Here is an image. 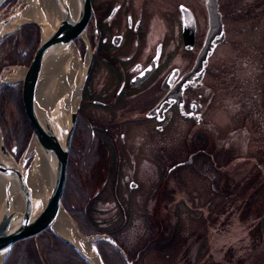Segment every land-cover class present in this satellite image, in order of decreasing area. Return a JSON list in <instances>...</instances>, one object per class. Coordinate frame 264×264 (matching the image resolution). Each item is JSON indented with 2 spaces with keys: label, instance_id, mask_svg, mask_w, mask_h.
<instances>
[{
  "label": "flooded vegetation",
  "instance_id": "obj_1",
  "mask_svg": "<svg viewBox=\"0 0 264 264\" xmlns=\"http://www.w3.org/2000/svg\"><path fill=\"white\" fill-rule=\"evenodd\" d=\"M215 1L222 39L205 59L201 57L203 65L198 78L200 50L211 29L205 0H89L82 39L72 41L82 67L87 69L70 137L73 152L70 160L79 185L94 187L86 194L80 212L92 216L108 210L126 213V189L137 187V182L130 186L133 179L156 180L149 197L172 196L177 171L189 164L198 151L211 155L207 150L208 135L234 132L228 129L230 121L225 108H232L229 114L239 115L242 102L235 96L229 100L221 96L225 79L216 72L220 63L214 69L212 59L228 51L219 44L235 22L223 19L218 0ZM235 54L239 63L228 59L234 63L233 70L239 66L242 73L255 67L256 63H247L242 50ZM248 80L240 77L237 81ZM156 132L158 135L153 136ZM147 144L150 148L156 145L164 149L152 151L146 148ZM217 160L222 167L231 159L222 156ZM148 164L152 173L145 171ZM152 210L157 220V203ZM124 221L120 219L112 229L97 221L103 231L93 234L105 235L106 239L95 237L93 246L101 239L107 242L101 245L102 252L105 249L112 255L118 254L121 263L133 264L135 256L163 232V223L157 220L156 233L139 248L125 244L124 249L113 233L126 226ZM167 225L173 223H166L164 230ZM109 239L120 247L123 255ZM165 240L174 245L171 238L160 241ZM132 246L134 255L129 253ZM177 253L189 262L195 255L190 243Z\"/></svg>",
  "mask_w": 264,
  "mask_h": 264
},
{
  "label": "rangeland",
  "instance_id": "obj_2",
  "mask_svg": "<svg viewBox=\"0 0 264 264\" xmlns=\"http://www.w3.org/2000/svg\"><path fill=\"white\" fill-rule=\"evenodd\" d=\"M23 5L20 0H13L10 8L19 9ZM7 10L5 6L0 10V15ZM218 10L224 20L227 18L235 22L234 26L227 29L224 41L219 44L220 47L228 48V51L212 59L214 69L220 63L221 67L216 72L225 79L221 96L227 100L235 96L242 102L239 115L233 112L229 114L232 108H225L226 118L230 121L228 129L234 132L208 135L207 150L211 155L198 151L189 164L177 171L176 189L172 196L162 194L149 197L156 180L133 179L137 187L126 189V213L117 214L116 211L108 210L93 215L107 229L114 228L120 219L124 223L126 220L125 227L113 232L116 241L124 249L125 244L127 247L133 245L139 248L156 233L157 220L163 223V232L155 242L135 256L134 264H264V0H218ZM18 29L1 40L0 58L11 57V53L24 54L25 46L20 41ZM13 40L17 42L16 45ZM239 50L246 53L247 63H256L255 67L242 73L239 66L232 69L234 63H239L235 58V51ZM77 59L78 64H81L79 55ZM228 59L234 63L228 62ZM24 66L4 65L0 69V76L12 72L13 68ZM240 77L250 80L239 83L237 80ZM12 82L4 85L12 88V91L19 90V83ZM13 110L11 103L3 105V117L7 123L8 115ZM2 130L8 131L7 126H3ZM152 135L157 136L158 132ZM30 138L17 160L22 157ZM188 141L185 140L184 144ZM138 148L135 147L137 152ZM146 148L152 151L164 149L156 145L150 148L149 144ZM30 155L23 161L26 162L24 167L31 161L33 155ZM222 156L231 160L221 167L217 157ZM145 171L152 173V166L148 164ZM132 176L135 174L132 173ZM80 187L87 194L94 188L89 189L85 185ZM156 203L157 220L152 210ZM171 222L173 226L167 225L164 230L165 224ZM100 238L106 239V236ZM166 238L173 239L175 246H170V241H160ZM187 243L192 245L195 252L191 262L177 253ZM133 246L129 253H132ZM21 255V259L27 262V256Z\"/></svg>",
  "mask_w": 264,
  "mask_h": 264
},
{
  "label": "water",
  "instance_id": "obj_3",
  "mask_svg": "<svg viewBox=\"0 0 264 264\" xmlns=\"http://www.w3.org/2000/svg\"><path fill=\"white\" fill-rule=\"evenodd\" d=\"M5 1L0 0V10L4 9L5 6L8 8L5 13L0 15V41L26 23L35 25L38 32L37 42L29 62L22 68L21 77L12 83H19L20 85L19 98L21 108L31 129L30 137L33 136L39 151L47 163L49 186L47 192L44 194L42 203L33 205L30 190L22 179L21 168L24 165L22 163L23 166L21 165L20 167L18 160L12 156L14 146H11L9 149L4 146L0 130V176L4 183L0 205V252H3L2 259L14 241L28 235H34L43 228H48L61 241L68 244L83 261L90 264L85 251L81 247L50 228V223L60 208L73 222L60 203V194L63 186L70 136L78 106L80 87L87 66L83 68L81 65L82 68L71 87L72 90H76L73 106L66 111L58 110V121L54 119L52 113L40 107L35 100L37 84L47 65L62 56L67 47L72 44L73 39H82L83 28L90 11L89 0H72V10H70V5L66 0H54L59 16L53 27L33 20H24L22 22L14 20V18L20 16V11L24 5L19 9H11L10 5L13 3L8 5ZM26 5L30 7L31 12L34 11V0H26ZM205 5L211 20V29L200 50L198 78L200 77L203 65L201 57L205 59L213 46L222 39V29L219 14L216 10V1L205 0ZM83 43H85L84 40ZM84 47L87 53L88 47L86 43ZM85 56L87 57V54ZM6 83L0 76V85ZM185 162H188V160ZM13 185L15 188L10 192L9 188H12ZM130 186H134V183L130 182ZM16 197H19L21 201L20 208L14 205V198ZM98 237H101V235ZM112 244L123 255L120 247L113 242Z\"/></svg>",
  "mask_w": 264,
  "mask_h": 264
},
{
  "label": "trees",
  "instance_id": "obj_4",
  "mask_svg": "<svg viewBox=\"0 0 264 264\" xmlns=\"http://www.w3.org/2000/svg\"><path fill=\"white\" fill-rule=\"evenodd\" d=\"M13 0H7L10 5ZM20 41L25 46L24 54H12L11 57L6 56L0 58V69L7 64H23L27 65L35 48L38 32L35 25L26 23L17 30ZM16 45V41L13 40ZM0 130L2 133L3 143L6 148L14 146L12 156L17 160L18 155L23 150L29 136L30 127L23 114L19 90L12 91V88L7 85H0ZM19 88L20 85L18 84ZM11 103L14 107L13 113L8 115L9 122L3 117V105ZM7 126L8 131H3L2 127ZM73 133V138H74ZM71 152L68 151L63 187L60 195V203L62 207L71 216L76 224L78 231L84 234L98 233L103 230L98 227L97 221L90 213L80 212L81 205L85 202L86 194L83 192L77 181V175L74 174V166L70 158L73 156L72 140L69 143ZM26 165V162L23 164ZM70 191H72L70 193ZM89 201L92 198L88 199ZM123 223V221H122ZM111 239L115 242V238L110 232H107ZM156 236V234H155ZM107 244L99 239L94 245L103 264H123L117 255L107 253L104 249L102 252V244ZM116 243V242H115ZM110 246V245H109ZM112 248V246H110ZM37 251V252H36ZM21 254L27 256V262L21 259ZM1 264H87L83 259L66 243L61 241L55 234L47 228L40 230L34 236L30 235L14 241L4 255ZM134 264V263H133Z\"/></svg>",
  "mask_w": 264,
  "mask_h": 264
},
{
  "label": "bare ground",
  "instance_id": "obj_5",
  "mask_svg": "<svg viewBox=\"0 0 264 264\" xmlns=\"http://www.w3.org/2000/svg\"><path fill=\"white\" fill-rule=\"evenodd\" d=\"M66 1L70 5V10H72V0ZM20 2L24 4V7L20 11V16L14 18V20L18 22H22L24 20H33L35 22L46 23L49 27H53L55 25L56 20L59 16V12L54 0H34L33 12H31L30 7L26 5V0H20ZM68 64H72V66L69 67ZM81 65L82 64H78L77 53L74 49V45L70 44L64 51V54L50 62V64H48L42 72L35 90V100L40 107L52 113L56 121L59 120L58 110H69L75 102L76 90H72L71 87L82 68ZM22 71V68H13L12 72L7 73L2 78L4 82L16 81L21 77ZM30 154L33 155L31 157V161L28 163L27 167L21 168V171L24 184L30 190L32 204L35 205L37 203H42L44 194L48 190L49 170L47 167V163L43 155L39 151L33 136H31L28 146L24 151L22 157L20 158V160H18V164L20 165V167L22 163H24L23 161L31 156ZM3 185V179L0 176V205L4 189ZM14 188L15 186L13 185L12 188H9V191H13ZM14 205L17 208L21 207V201L19 197L14 198ZM73 222L60 208L56 213L53 221L50 223V228L57 234L65 236L66 238L76 243L79 247H81L85 251L90 264H103V262L100 261L101 259L99 260L100 257L98 258L99 255L95 247L93 246V240L95 237H98L99 234H82L80 233V231H78V229H76L74 225L75 222ZM109 241L111 240L109 239ZM2 256L3 252H0V261L2 259Z\"/></svg>",
  "mask_w": 264,
  "mask_h": 264
}]
</instances>
